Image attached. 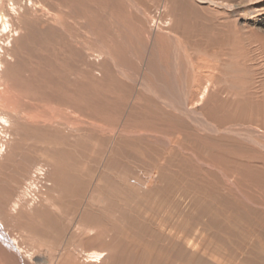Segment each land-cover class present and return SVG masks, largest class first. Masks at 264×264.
<instances>
[{"label": "rangeland", "instance_id": "rangeland-1", "mask_svg": "<svg viewBox=\"0 0 264 264\" xmlns=\"http://www.w3.org/2000/svg\"><path fill=\"white\" fill-rule=\"evenodd\" d=\"M32 1L1 71V245L264 264V0Z\"/></svg>", "mask_w": 264, "mask_h": 264}, {"label": "bare ground", "instance_id": "bare-ground-1", "mask_svg": "<svg viewBox=\"0 0 264 264\" xmlns=\"http://www.w3.org/2000/svg\"><path fill=\"white\" fill-rule=\"evenodd\" d=\"M30 1L32 3L34 2L32 0H30ZM20 8H22L21 0H0V33H2L3 28H5L6 30L8 28L7 34L5 33V36H4L5 38L3 39L2 36H0V39L3 40V43L0 44V49L2 50V51L0 50V88L3 87L5 84L2 81V76H1V71L4 67V62H6L4 60V58H5L4 55L10 54V49L7 47V45L9 43H11L10 38L11 37L13 38L14 34L18 31V29L16 27V24H17L16 21L17 20L21 21L22 16H24L23 15L24 13L22 14V12H20ZM207 91H208L207 87L203 89V91L200 94L201 95L200 99L204 98ZM0 121L7 123L8 119L5 116L0 115ZM236 129H234V132ZM237 130H238V132L241 131V129H237ZM237 130H236V132H237ZM6 149L7 148L4 145H2L0 147V156L3 154L4 151H6ZM22 190H23V192L25 191L24 188ZM28 204H31V201H29ZM16 207H18L17 203L14 204L13 210H15ZM1 235L2 234H0V236ZM2 237H5V236H2ZM5 245L7 247H4ZM4 246L1 245V241H0V247H1L0 248V264H58L59 260L62 257L60 255L63 252L62 251L61 254H55L54 256H53L54 253H52V254L48 253V252L40 253L36 257L37 262H38L37 263L36 261H34V258H33L34 256H33L32 252L27 253L28 251H25L27 254H24L25 252H24V249L22 248V246L20 245L19 239L14 237L12 239V241L9 240V242L4 244ZM80 251H83V250H80ZM82 253H83V255H85V257L83 258L84 264H87V263H93V264L94 263H96V264L100 263L101 264L104 257H105L104 250L93 249L90 251H83Z\"/></svg>", "mask_w": 264, "mask_h": 264}, {"label": "built area", "instance_id": "built-area-1", "mask_svg": "<svg viewBox=\"0 0 264 264\" xmlns=\"http://www.w3.org/2000/svg\"><path fill=\"white\" fill-rule=\"evenodd\" d=\"M44 174H45L44 173V168L39 167V168L36 169V171L34 172V175L33 176H37L38 177V176H43ZM31 180H29L26 183V185L24 187V190L25 191L23 193H25L26 199L28 198L29 201L35 202L36 200L39 199V194H37L38 192H36V191H34L32 189L33 184L30 182Z\"/></svg>", "mask_w": 264, "mask_h": 264}]
</instances>
